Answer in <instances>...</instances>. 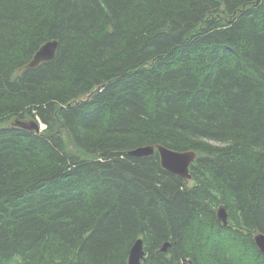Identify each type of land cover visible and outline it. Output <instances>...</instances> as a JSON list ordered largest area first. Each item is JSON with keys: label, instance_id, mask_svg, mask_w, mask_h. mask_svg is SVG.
Returning <instances> with one entry per match:
<instances>
[{"label": "trees", "instance_id": "1", "mask_svg": "<svg viewBox=\"0 0 264 264\" xmlns=\"http://www.w3.org/2000/svg\"><path fill=\"white\" fill-rule=\"evenodd\" d=\"M155 144L190 178L127 154ZM259 233L264 0H0V264H127L136 239L140 264H264Z\"/></svg>", "mask_w": 264, "mask_h": 264}, {"label": "water", "instance_id": "2", "mask_svg": "<svg viewBox=\"0 0 264 264\" xmlns=\"http://www.w3.org/2000/svg\"><path fill=\"white\" fill-rule=\"evenodd\" d=\"M57 46L58 42L56 40L44 42L20 70L35 68L41 63L52 61L55 58ZM16 124L21 126L19 122H16ZM32 126L36 127V124L32 123ZM155 150L158 153L160 165L164 170L184 179L190 178L189 166L196 157L194 150L178 151L160 144H155L137 146L128 150L127 154L131 157L141 158L152 155ZM216 214L223 224L227 222V212L223 206L217 208ZM253 239L258 249L264 253V234H255ZM168 245V242H164L162 250L165 251ZM144 253L142 240L136 239L129 251L127 264H140L144 258Z\"/></svg>", "mask_w": 264, "mask_h": 264}, {"label": "bare ground", "instance_id": "3", "mask_svg": "<svg viewBox=\"0 0 264 264\" xmlns=\"http://www.w3.org/2000/svg\"><path fill=\"white\" fill-rule=\"evenodd\" d=\"M25 65V64H24ZM23 67V66H22ZM21 67V68H22ZM20 68V69H21ZM19 69V72H21V70ZM27 121L28 122H26V121H17V122H19V123H21V126L22 127H29L30 129H37V130H42V129H44L45 128V125L44 124H42V122H40L39 120H33V119H27ZM32 123L34 124H36V127H34V126H32ZM182 151H185V150H182Z\"/></svg>", "mask_w": 264, "mask_h": 264}, {"label": "rangeland", "instance_id": "4", "mask_svg": "<svg viewBox=\"0 0 264 264\" xmlns=\"http://www.w3.org/2000/svg\"><path fill=\"white\" fill-rule=\"evenodd\" d=\"M26 122H28L27 120H26ZM64 138H65V142H66V144H67V147L71 150V151H73V152H76V153H81V155H88L87 153H85L84 151H82L81 149V151L74 145V143L72 142V140H71V138L68 136V135H66V134H64Z\"/></svg>", "mask_w": 264, "mask_h": 264}]
</instances>
